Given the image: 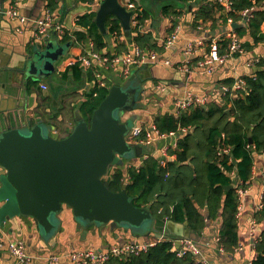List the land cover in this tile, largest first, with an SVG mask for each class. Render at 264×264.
<instances>
[{"label": "crops", "instance_id": "crops-1", "mask_svg": "<svg viewBox=\"0 0 264 264\" xmlns=\"http://www.w3.org/2000/svg\"><path fill=\"white\" fill-rule=\"evenodd\" d=\"M102 1L103 0H101V2ZM157 1L158 0H143L142 4H139L136 0H119V2L128 10H131L129 8V3L134 2L137 8H142L149 14L144 20L141 32L151 34L152 41L157 44L158 47H161V51L155 48L150 49L148 47L143 49L157 51L167 59L180 64L185 59L183 47L186 40L194 37H203L206 39L205 43L203 46L197 48L193 57L192 65L197 66L203 62L205 54H207L209 49L210 40L215 37H222V35L223 37H226L225 35L228 28L227 24L222 22V20H218L217 26L212 28L211 21L203 23L202 19L197 21L194 20L192 16L190 20H188L189 11L185 10L184 13H182L184 16V30L180 34L176 44L173 47L166 49L164 42L168 34L172 31V21L170 15H165L162 12L161 5L159 6ZM49 2L50 0H0V116L8 117L9 122L12 118L14 123L16 122L19 124L21 122L28 124L30 121L29 118L31 117V125H34L35 118L33 117L37 115L36 109L41 102H44L47 107H50L51 105V111H46V119H44L45 123L55 127V130L53 131L55 136L64 137L66 134L68 135L71 128L75 125L76 112L77 110H80L79 105L85 99L84 92L92 88L94 80H89L87 78V85L90 86L88 89L83 88L84 90L78 89L63 94L58 102V106H56L52 104L47 76L41 73L43 66L39 62H37L35 69H31L32 73H26L25 76L20 74L21 66L24 65L27 57L31 56L34 52L33 42L37 40L34 36L36 31L34 21L40 18L44 12L49 9ZM93 2L94 0H58V7L51 11L56 22L57 20H60L67 29L69 28L71 30L69 31V29H65L68 31L69 40L64 38L65 33L62 36H59L54 29L39 39H47V41H44L43 43V51L46 50L48 44H52L54 48L56 46L65 47L64 55L55 62V73H58L60 76H62V74L75 62H79L83 69L85 68L86 72L90 71V74L93 76L100 74L101 76H108V78L112 79L116 75H119L120 69L116 66L117 64L107 65L93 56L95 51L94 43L91 38L83 41L79 40L74 33V28L72 29L66 24V18L75 14L72 18L73 26H78L79 29L77 30L80 31L87 30V27L78 22V18L85 13L95 11ZM192 4H196V0H194V3ZM11 5H17L20 8V11L29 18V22L23 26L22 31H16L17 22L10 19L5 12V10ZM117 21L122 25L120 20ZM106 27L108 33L112 36L111 46L105 38V41L107 42L106 48H114L116 41H125L127 43V50L122 53L123 55L131 51L133 46H136L133 41L134 32L132 31V25L131 35L129 36L130 38L127 37L125 33H112L107 24ZM261 29L264 33V23L262 24ZM244 39L252 41V38L249 35L244 37ZM263 58L264 41L254 46L251 50H246L243 54L229 57V59L224 64H221L213 74L193 72L191 76H187L184 72L179 70L177 66L172 67L165 64L153 66L148 68V70H144V67L139 68L137 72L140 71L141 77L145 78L146 81H155L156 84L164 83V85H169L171 87V91L166 93L164 97H152L155 90L153 91L151 83H149L145 90L148 105L145 104V107L135 109L131 112V115L138 116L136 119L138 123H142L146 126L155 124L154 117L157 114H176L178 111L176 108V98L185 95L189 91L198 95H208V103L217 102L222 104V95L225 91H223L222 82L220 81L234 78L236 82L237 77L242 78L244 75L254 74L257 70L261 69L259 62L261 63ZM27 69L30 70L29 65H27ZM194 70L196 71L195 68ZM69 75L70 79L75 80L71 71L69 72ZM42 83H47L48 89L44 90L41 87ZM108 85L110 86V81H108ZM236 92L237 91H233V93ZM62 102L65 103V106L64 104H61ZM157 105L162 106V112L154 113L152 111ZM192 109L193 108L190 107L186 111L191 113ZM61 118H67V123H57ZM180 137L181 136H178V138ZM169 143L173 144L174 140L169 141ZM163 145L165 144L161 141L152 143L150 145V152H145L144 155L135 158L132 162H128L127 167L141 166L147 159L144 157L146 154L154 153L158 155ZM248 147L251 149L254 148L251 145ZM173 149L175 150L177 147H173ZM252 151L254 152V149ZM231 152L232 151L230 150V153ZM168 161L176 160L171 156V159ZM168 161H165L166 163L162 164L159 160V167L166 168L168 166ZM220 161L221 160H218V162ZM195 162L196 161L193 160H186L184 161V164L194 165ZM235 163L236 160H234L233 156L230 157L228 164H233L234 169L232 171H226L232 178V182L234 178L238 176L236 186L234 187L237 189L238 193V188L242 187V181L239 179ZM252 171L255 172V176H253L252 179L251 177L249 178L247 181L248 186L245 187L246 193L241 197V200L239 198V205L236 213L239 245L236 247L235 251L226 253L222 249L217 248L216 242L218 240L220 219L219 217H211V211L208 208L207 201L202 207H199L201 214L205 217V229L202 234L199 235L201 238L199 243L203 249L204 255L216 264H250V262L256 257L255 245L261 238L263 231L262 225L264 224V220L261 221L256 217V213L259 211L257 206L264 193V151L262 153L254 152V165ZM125 180L128 182V174ZM254 219L260 224L255 231L252 230V221ZM9 227L10 224H7V228ZM33 227L32 231L29 225L26 226V224H21L20 234H17L18 232L14 233L15 238H23L26 240L28 251L36 257L32 264H38L40 262V256L52 252L66 253L72 249H84L89 247L101 249L111 244H121L128 241H157L159 239L158 236L163 235L162 232H152L150 235L136 237L132 233H126L123 231L111 232L109 229L102 232L98 228L83 232L84 228L78 226L72 212L68 210L65 213L62 230L58 232L54 243L49 244L48 242H43L40 239L39 234H36L35 226ZM184 227L187 226L184 224L181 228L174 225L171 226L170 229L165 228L170 232V235L168 236L176 237L178 234L177 231H181ZM10 240L11 239L8 238L4 243H0V263H10L14 260V257L7 248V243ZM57 264L73 263L68 260H63Z\"/></svg>", "mask_w": 264, "mask_h": 264}, {"label": "trees", "instance_id": "trees-1", "mask_svg": "<svg viewBox=\"0 0 264 264\" xmlns=\"http://www.w3.org/2000/svg\"><path fill=\"white\" fill-rule=\"evenodd\" d=\"M161 1H163L162 12L172 16L174 24L177 22V17L183 15L185 10L189 11V5L194 3V0ZM263 6L264 0H233L231 9L227 11L218 0H196L191 13L194 20L202 19L203 23L211 21L212 28H215L218 20L227 23L228 18L231 17L235 22H239L243 10L254 8L251 11L252 17L245 26L235 29L241 37L249 35L252 38V41L245 40L243 44L246 51L264 41V33L261 29L264 23ZM57 7L58 0H50L49 10L53 11ZM142 11L140 24L132 28L133 41L140 48L148 47L161 51V47L152 41L151 34L140 31L144 20L149 16L146 10ZM95 18L96 11L79 16L78 22L87 27V30H75V35L81 41L91 38L94 51L99 54L120 56L127 50V43L116 41L114 48H106L105 36L99 30ZM106 24L112 33H124L122 25L111 15L107 16ZM67 30L64 38L69 40ZM218 43L220 54H226L229 51L230 39L223 38ZM259 65L261 69L254 74L242 76L246 87L236 90V93L232 90L234 78L220 81L222 86L229 87V90L222 95V104L212 102L205 106H193L191 113L185 110L178 115L157 114L154 123L163 133L178 131L179 127L189 128V133L178 138L177 149H169V155L176 161H168L166 168H160L159 159L150 155L139 167H114L105 180L107 187L112 191H121L125 188L136 206H148L160 219L166 218L175 223L185 224L192 232L199 235L205 229V217L199 207L207 201L211 217L220 219L217 248L226 253L235 251L239 245L236 217L239 195L236 188L225 189V186L232 182L227 171L234 169V165L228 164V160L232 156L236 160L241 186L247 187L254 165V152L264 151V58ZM83 70L81 64L75 62L62 74V78L70 79L71 71L76 81H81L85 77L94 80L92 88L84 92L85 99L79 105L81 114L90 123L94 111L107 96L109 87H101L96 76L90 74V71L85 74ZM61 104L65 106L64 102ZM46 111H51V105L47 107L41 102L36 114L46 119ZM62 119L65 121L61 120L57 123H67L68 119ZM200 132L204 134L203 138H200ZM66 136L67 134L64 137ZM249 145L254 147V152L248 147ZM225 146L230 147L232 152L219 155V149ZM186 160L196 162L194 165L184 164ZM127 174L128 182L125 180ZM262 202L263 208L256 213V217L261 221L264 220V196ZM174 238L177 237L164 236L147 250L137 254L114 256L97 264H198L192 253L178 255L177 250L173 249ZM255 248L256 257L250 264H264V231Z\"/></svg>", "mask_w": 264, "mask_h": 264}, {"label": "water", "instance_id": "water-1", "mask_svg": "<svg viewBox=\"0 0 264 264\" xmlns=\"http://www.w3.org/2000/svg\"><path fill=\"white\" fill-rule=\"evenodd\" d=\"M136 1L139 4L143 2ZM157 2L162 8L163 1ZM194 5L188 7V20ZM95 11L96 23L110 46L112 36L106 27L108 15L122 22L127 37L131 35L133 11L128 10L119 0H103L99 6H95ZM73 16L66 18V24L77 30L79 27L72 24ZM245 24V21L234 22L232 27L236 29ZM44 41L47 39L33 42L34 52L21 66L20 74L25 76L26 73H32L31 69H35L39 62L43 66L41 73L47 76L52 104L58 106L61 96L66 92L88 89L90 86L87 85L86 77L81 81L66 80L55 73V62L64 55L65 47L54 48L48 44L43 51ZM145 67L144 70H148L153 66ZM84 71L88 73L85 68ZM135 78L140 80L137 87H126L120 73L110 78L109 92L94 111L91 122L88 123L80 110H77L76 123L64 138L55 136V127L46 124L39 115L33 117L34 125H31V117L28 124H19L14 123L12 118L9 122L8 117L0 116V243L8 238L13 240L15 232L20 234L21 224L29 225L32 231L35 226L36 234H39L43 242L54 243L58 232L62 230L67 210L72 212L78 226L86 229L85 232L97 228L102 232L109 229L111 232L132 233L136 237L162 232L163 235L158 236L160 239L164 234L170 235L166 228L184 226L166 218L160 219L148 206H136L125 188L112 191L105 183L114 167L127 166V158L131 154L135 155L128 159L132 162L151 151L150 145L136 144L129 140L131 128L138 116L128 118L133 122L131 126L128 119L123 120L126 112L137 109L140 102L145 103V90L149 83L153 91L156 85L155 81L142 78L140 71H133L127 79ZM170 91L171 87L165 92L154 91L152 97H164ZM237 179L238 176L225 188H234ZM7 224H10L9 228ZM139 229L145 231L134 232ZM183 229L177 231L176 237H190L200 242L199 234L188 227Z\"/></svg>", "mask_w": 264, "mask_h": 264}, {"label": "built area", "instance_id": "built-area-1", "mask_svg": "<svg viewBox=\"0 0 264 264\" xmlns=\"http://www.w3.org/2000/svg\"><path fill=\"white\" fill-rule=\"evenodd\" d=\"M218 2L225 8V10L229 11L231 9V5L233 0H218ZM94 6H99L102 2L101 0H94ZM129 8L133 11L131 25L136 27L140 24V15L142 12V8H137L134 2L129 3ZM251 9H245L241 12V20L239 22L245 21L246 23L252 17ZM264 9V6H263ZM6 14L10 17V19L15 20L18 24L17 30L22 31L23 26L29 22V18L24 15L20 8L17 5H11L6 11ZM173 17L171 16V21ZM177 22L174 24L172 21V31L166 37L164 42L165 48L173 47L180 34L184 30V16L181 15L177 17ZM235 21L233 18L229 17L227 21V32L226 37H215L212 38L209 42V49L207 54H205V58L203 62L197 66H193V57L197 51L199 46H203L205 43V38L203 37H194L186 40L185 45L183 47L184 57L185 59L182 63H175L166 57L159 54L157 51L148 50L140 48L139 46H133L132 50L127 52L126 54H121L120 56H106L104 54H99L97 52L93 53V56L99 59L102 63L107 65H115L120 69V75L123 79H127L131 76L133 71H137L142 67H151L154 65L165 64L172 67H178L179 70L184 72L187 76H191L193 72L196 73H206L213 74L216 69L224 64L229 57L235 56L237 53L243 54L245 51L243 44L245 39L241 37L235 29L232 27V24ZM237 22V21H236ZM36 25L35 37L37 40L41 39L43 35H46L52 29L56 30L59 36H62L67 29L62 22H56L53 16V13L47 9L41 18L34 21ZM143 25L140 27V31ZM69 29V28H68ZM69 31H71L69 29ZM229 38L230 39V47L229 51L226 54H220L219 48L220 44L218 43L220 39ZM88 62V60H87ZM196 69V71L194 70ZM101 71V69H100ZM97 81L99 82L101 87H109L108 81L110 78L108 76H101L100 74L96 75ZM111 84V81H110ZM41 87L46 90L48 89L47 83H42ZM170 86L164 85V83H157L154 87L155 91L165 92ZM246 87L245 80L243 78L237 77V81L234 83L232 90L236 91ZM223 91L229 90V87L223 86ZM209 101L208 95H198L194 92H187L185 95L176 98V108L177 113L174 115H178L181 111H185L188 108H192L193 106L207 105ZM132 112V111H131ZM131 112H126L124 116V120L130 118ZM130 115V116H129ZM189 132V128L187 127H179L178 131H173L170 133L161 132L156 124L144 125L142 123H138L135 120L134 125L131 128V132L129 135V140L136 144H143L145 146H149L156 141L163 142L162 148L160 149L158 155L154 153L146 154L144 157L148 158L150 155L158 157L160 163L165 164V161L171 159L169 155V149L173 147H177L178 136H182L184 133ZM174 140L173 144H170L169 141ZM231 148L228 146L221 147L219 149V155L223 156L225 154L230 153ZM160 156V157H159ZM254 171V170H253ZM252 171V176H255V172ZM246 193V188L240 187L238 188V195L241 200V197ZM263 196L257 206L258 210L263 208ZM259 223L254 219L252 221V230L255 231L259 227ZM264 231V224L262 225ZM161 237L157 241L163 239ZM155 241H128L121 244H111L106 246L105 248H84V249H72L66 253H48L39 257L40 262L38 264H57L63 260H68L73 264H97L102 263L114 256H125L129 254H137L143 250H147L150 246L154 245ZM173 249L177 250L179 256H184L187 253H192L196 258L198 264H216L211 261L206 255H204L203 249L200 244L190 237H177L172 240ZM7 248L14 257V260L10 263L5 264H32L36 257L31 254L27 249V242L23 238H14L7 243Z\"/></svg>", "mask_w": 264, "mask_h": 264}, {"label": "rangeland", "instance_id": "rangeland-1", "mask_svg": "<svg viewBox=\"0 0 264 264\" xmlns=\"http://www.w3.org/2000/svg\"><path fill=\"white\" fill-rule=\"evenodd\" d=\"M140 84V80L138 79V78H135L134 80H130V79H124V85L127 87V86H131V85H133L134 87H137L138 85ZM145 104H147L148 105V103H147V101H145V103H139V105H138V108H141V107H145L146 105ZM152 111L154 112V113H160V112H162V106L161 105H157V106H155L153 109H152ZM67 119V118H66ZM65 121V120H63L62 118L59 120V121ZM123 120H124V116H123ZM128 123H129V125L131 126L132 124H133V122L130 120V119H128ZM204 137V134L202 133V132H200V138H203ZM135 155H130V157L129 158H127V163L128 162H131V161H128V159H130V158H132V157H134ZM150 225V222L149 223H147V227ZM85 230L86 229H84L83 230V232H85ZM145 231V229H139V230H134V232H144Z\"/></svg>", "mask_w": 264, "mask_h": 264}]
</instances>
